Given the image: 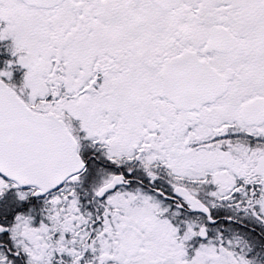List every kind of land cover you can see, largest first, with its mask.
Listing matches in <instances>:
<instances>
[{
    "label": "snow or ice",
    "instance_id": "1",
    "mask_svg": "<svg viewBox=\"0 0 264 264\" xmlns=\"http://www.w3.org/2000/svg\"><path fill=\"white\" fill-rule=\"evenodd\" d=\"M0 264H264V0H0Z\"/></svg>",
    "mask_w": 264,
    "mask_h": 264
}]
</instances>
